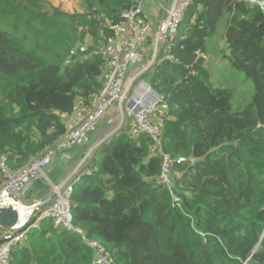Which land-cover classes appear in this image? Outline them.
<instances>
[{
  "label": "trees",
  "instance_id": "1",
  "mask_svg": "<svg viewBox=\"0 0 264 264\" xmlns=\"http://www.w3.org/2000/svg\"><path fill=\"white\" fill-rule=\"evenodd\" d=\"M80 1L82 12L69 13L47 0H0V160L11 169L53 145L77 106L92 107L111 70L102 50L137 2ZM222 17L224 56L254 87L239 110L204 65ZM170 47L172 59L145 74L163 96L158 139L122 131L102 144L73 186L72 224L112 264H264V8L190 0ZM162 154L173 159L171 187L158 182ZM92 260L80 233L50 219L10 255L11 264Z\"/></svg>",
  "mask_w": 264,
  "mask_h": 264
},
{
  "label": "built area",
  "instance_id": "2",
  "mask_svg": "<svg viewBox=\"0 0 264 264\" xmlns=\"http://www.w3.org/2000/svg\"><path fill=\"white\" fill-rule=\"evenodd\" d=\"M137 0L131 8L122 12L124 19L123 31L115 40L108 42L103 48V54L111 62V70L107 75L104 88L96 98L92 107L83 112L67 116L66 130L50 147L32 158L18 169L9 168L4 159L0 160V208L12 207L17 212V220L10 227L0 226V264H11L10 255L14 246L22 244L27 231L37 227L44 219H50L53 226L77 231L82 235L93 252V264H112L110 251L97 240H89L84 232L72 224L70 195L75 182L83 174H90L89 164L96 157L100 146L122 131L132 136L140 133L149 134L158 139L160 123L154 120L156 111L163 102V96L153 90L145 80V74L153 70L165 59H172L170 45L184 16V10L190 0H172L165 7V14L156 24L151 36L152 50L146 57L143 44L146 42L152 28V22L143 18L142 3ZM250 5L264 8V0H244ZM165 42V52L157 58L159 42ZM115 105V117L108 116L107 125H117L104 137L91 144L89 133L97 124L104 120L107 110ZM85 154L57 182L48 175V169L53 165L56 156L73 146L88 144ZM163 160L158 182L167 187L172 185L171 167L173 159L162 154ZM178 162L193 159L179 157ZM40 181L41 185H36ZM44 190V192H42ZM179 202L177 196H173ZM35 218L32 225L31 220ZM247 260L242 264H246Z\"/></svg>",
  "mask_w": 264,
  "mask_h": 264
},
{
  "label": "rangeland",
  "instance_id": "3",
  "mask_svg": "<svg viewBox=\"0 0 264 264\" xmlns=\"http://www.w3.org/2000/svg\"><path fill=\"white\" fill-rule=\"evenodd\" d=\"M50 4L58 7L66 12H82L80 0H47ZM225 18L222 17L217 25L215 33L206 41V52L203 54L204 65L211 77L212 83L219 88H227L232 92L231 105L233 110H239L250 103L254 87L252 81L246 76V74L232 66L231 62L224 56L226 52V46L222 40V32L224 29ZM5 26V25H0ZM88 42V40L86 41ZM85 45V44H84ZM145 80L148 81V77L145 76ZM110 114H106L103 122L106 123L107 117ZM90 142V138H89ZM83 147L81 156L76 158L78 160L85 154L87 150V144L76 145L66 149L68 152L72 150H78ZM98 158V157H97ZM57 159L55 158L54 162ZM76 164V162L74 163ZM72 164L71 167L74 165ZM70 167V168H71ZM68 168L65 173L70 169ZM52 166L48 169V174L52 170ZM51 170V171H50ZM63 173L62 176L65 174Z\"/></svg>",
  "mask_w": 264,
  "mask_h": 264
},
{
  "label": "crops",
  "instance_id": "4",
  "mask_svg": "<svg viewBox=\"0 0 264 264\" xmlns=\"http://www.w3.org/2000/svg\"><path fill=\"white\" fill-rule=\"evenodd\" d=\"M171 1L172 0H144L142 3L143 18L152 22V28L150 30L149 36L147 37L146 42L143 44V49L146 51L147 58L150 57V53L152 50L151 36L153 34V30L156 24L159 22L160 18L164 16L165 7L169 6ZM122 31H123V26L119 30V35L122 33ZM164 52H165V42L161 41L158 44L157 58H161L164 55ZM80 110H82L81 107L77 106V108L71 115H73L76 112H80ZM107 113L114 118L117 113L116 106L115 105L110 106L107 110ZM116 125H117L116 123L107 125L103 121L99 122L95 130L89 133L91 144L99 140L100 138L104 137ZM88 146L89 143L87 144V147ZM82 151H83V147L81 146V148L79 149L80 153H78V150H72L71 152L64 150L60 152L56 157L57 160L52 165V169H51L52 171L50 170L51 172H49L48 174L51 180L53 182H57L62 177V174L65 173V171L68 168H70L72 164L76 162L77 160L76 158L81 156ZM36 185H41V182L37 181ZM42 192H44V190Z\"/></svg>",
  "mask_w": 264,
  "mask_h": 264
},
{
  "label": "water",
  "instance_id": "5",
  "mask_svg": "<svg viewBox=\"0 0 264 264\" xmlns=\"http://www.w3.org/2000/svg\"><path fill=\"white\" fill-rule=\"evenodd\" d=\"M17 220V212L9 206L0 208V226L9 227L15 224ZM35 221V218L31 220L29 226L32 225ZM1 240L0 242H2Z\"/></svg>",
  "mask_w": 264,
  "mask_h": 264
},
{
  "label": "bare ground",
  "instance_id": "6",
  "mask_svg": "<svg viewBox=\"0 0 264 264\" xmlns=\"http://www.w3.org/2000/svg\"><path fill=\"white\" fill-rule=\"evenodd\" d=\"M95 158H96V157H95ZM79 179H80V178H79ZM79 179H78V181H79ZM78 181H76V182H78ZM76 182H75V183H76ZM9 227H10V226H9ZM68 230H69V229H68Z\"/></svg>",
  "mask_w": 264,
  "mask_h": 264
}]
</instances>
